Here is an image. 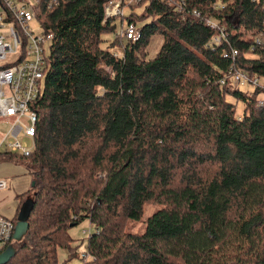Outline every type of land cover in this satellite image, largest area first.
Masks as SVG:
<instances>
[{
  "label": "trees",
  "instance_id": "trees-1",
  "mask_svg": "<svg viewBox=\"0 0 264 264\" xmlns=\"http://www.w3.org/2000/svg\"><path fill=\"white\" fill-rule=\"evenodd\" d=\"M107 1L37 0L52 39L35 148L0 153L31 176L6 264L78 256L69 229L85 220L88 264H264V0H139L141 14L104 19ZM129 22L139 37L124 42ZM236 72L259 83L243 90ZM148 203L144 230H126Z\"/></svg>",
  "mask_w": 264,
  "mask_h": 264
},
{
  "label": "built area",
  "instance_id": "built-area-1",
  "mask_svg": "<svg viewBox=\"0 0 264 264\" xmlns=\"http://www.w3.org/2000/svg\"><path fill=\"white\" fill-rule=\"evenodd\" d=\"M138 1L108 0L103 7L104 19L123 15L124 7ZM52 2L57 3L58 0ZM36 6L37 0H0V124L6 126V130L0 132V153L27 156L35 148L38 116L32 106L40 94L46 45L52 39V34L44 32L36 21ZM31 23H37L40 30H33ZM207 23L213 28L217 26L211 20ZM139 32L140 27L129 22L121 34L126 40H136ZM214 41H218V38L215 37ZM227 78L238 86L259 83L258 79H252L242 72L232 73ZM225 80L226 77H223L220 82ZM257 104L264 107V100L258 99ZM8 185V181L0 177V191ZM14 225L10 218L0 212V253L13 245L9 240L11 237L14 239ZM89 232L88 227L82 234ZM80 257L86 264L88 256L83 252Z\"/></svg>",
  "mask_w": 264,
  "mask_h": 264
},
{
  "label": "rangeland",
  "instance_id": "rangeland-1",
  "mask_svg": "<svg viewBox=\"0 0 264 264\" xmlns=\"http://www.w3.org/2000/svg\"><path fill=\"white\" fill-rule=\"evenodd\" d=\"M137 5V6H136ZM131 6V7H130ZM130 6H126L124 7V13L127 14L129 12L130 9H133L134 6V11L136 14H141L143 11V6H138V4H134V5H130ZM125 24V23H124ZM142 23L141 22H137L136 25L139 27ZM31 28L35 31H39V25L37 23H31L30 24ZM111 35L112 34H108L106 37L108 39H111ZM125 38H123V41L125 42ZM162 42V38L160 35H154L151 38L150 44L147 48V57L151 58L155 55V53L157 52V50L159 49V46ZM48 47V44L46 45ZM112 51H116L117 53H120L121 50L119 49V47H116V50H112ZM261 80V84L264 87V79H260ZM243 90L246 91H252L253 90V86H251V84L247 83L244 86L240 87ZM230 99L233 100L232 97H229ZM257 99L259 100H264V93H260L257 96ZM235 101V100H233ZM243 108V103L241 101H237L236 103V115H239L241 110ZM2 121V120H0ZM6 130V126L4 124H0V132H4ZM159 206H157V204L155 203H148L144 205V211H143V216L141 217V219L139 221H128L126 224V230L130 231V232H142L144 230L145 227V219L147 218L148 215H150L151 213H153V211H155ZM89 227V222L87 220L83 221L82 223L73 226L72 228L69 229V233L70 235L77 239V241H75L73 243V245L78 244V256H72L70 258L67 257V252L63 249H59L58 250V262L59 264H84V261L81 260L80 255L83 254V252L85 251V241H81L82 238L84 237V235L82 234V231L87 229ZM80 242H82L80 244ZM82 253V254H81ZM87 260L91 261L93 259L89 258V255H87ZM88 264V263H86Z\"/></svg>",
  "mask_w": 264,
  "mask_h": 264
},
{
  "label": "crops",
  "instance_id": "crops-1",
  "mask_svg": "<svg viewBox=\"0 0 264 264\" xmlns=\"http://www.w3.org/2000/svg\"><path fill=\"white\" fill-rule=\"evenodd\" d=\"M0 177L5 178L9 185L0 191V212L13 218L21 201V196L31 185V176L21 163L0 159Z\"/></svg>",
  "mask_w": 264,
  "mask_h": 264
},
{
  "label": "water",
  "instance_id": "water-1",
  "mask_svg": "<svg viewBox=\"0 0 264 264\" xmlns=\"http://www.w3.org/2000/svg\"><path fill=\"white\" fill-rule=\"evenodd\" d=\"M30 208H31V204L29 200H25L20 207V214L14 225V230L12 235L14 240H20L23 234L25 233L28 227L27 217ZM13 253L14 250L12 248V245H9L2 253H0V264H6L12 257Z\"/></svg>",
  "mask_w": 264,
  "mask_h": 264
}]
</instances>
